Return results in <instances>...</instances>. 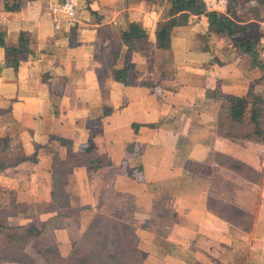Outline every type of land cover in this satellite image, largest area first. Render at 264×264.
<instances>
[{
  "label": "crops",
  "instance_id": "1",
  "mask_svg": "<svg viewBox=\"0 0 264 264\" xmlns=\"http://www.w3.org/2000/svg\"><path fill=\"white\" fill-rule=\"evenodd\" d=\"M58 1L26 0L21 10L7 11L0 0V30L6 32L0 37V136L11 138L12 155H37V161L0 170V220L12 192L28 207L51 206L39 216L55 217L57 155L71 161L61 183L70 205L97 206L94 190L110 189L121 195L118 209L143 226L160 223L168 209L161 234L140 228L169 243L163 251L143 244L142 264H264V140L221 135V102L212 96L219 87L222 99H243L264 111V68L211 30L205 14L191 15L173 27L168 49L130 52L135 68L125 84L112 73L127 58L121 29L137 21L154 40L157 24L170 17L144 0L123 10L103 0ZM68 1L73 15L59 8ZM205 1L209 9L226 11V0ZM21 30L31 32L34 52L15 66L4 45H16ZM90 143L102 161L97 169L84 153ZM28 213L8 220L27 223ZM64 230L57 234L69 237ZM67 248L63 254L71 244Z\"/></svg>",
  "mask_w": 264,
  "mask_h": 264
},
{
  "label": "trees",
  "instance_id": "2",
  "mask_svg": "<svg viewBox=\"0 0 264 264\" xmlns=\"http://www.w3.org/2000/svg\"><path fill=\"white\" fill-rule=\"evenodd\" d=\"M35 1V0H30ZM155 2V0H151ZM254 1V3H250ZM24 0H4V7L7 11H19L22 8ZM170 8L168 13L171 19L160 21L155 30V39H151L150 30L137 21L128 22L126 28L121 29L119 36V45H126L127 58L123 67H113L112 73L117 81L128 84L130 82V74L134 68V64L130 61V52L146 51L153 48L168 49L171 45V32L174 26H182L188 23L191 15L205 14L208 17L209 28L218 35L224 36L230 40L236 50L241 54H247L252 57V65L264 68V64L260 61L261 52L264 50L262 37L264 31L261 29V22L264 21V0H226V11L209 9L205 0H169ZM92 15L96 13L88 7ZM6 35L5 31L0 30V37ZM7 50V58L12 60L15 66L21 61L26 60L29 55L33 54L31 47V32L21 30L16 45H4ZM120 54V47L115 50V60ZM116 63V62H114ZM213 98L220 100V112L217 121V128L221 135L238 141L247 136H254L264 140V111L258 108H249L243 99L225 100L221 98V90L217 87L212 92ZM256 100H261L255 97ZM137 127V125H135ZM241 128L246 133L240 134L236 130ZM60 140H64L61 138ZM12 143L8 135L0 136V170L14 168L26 161H37V155H12ZM84 153L88 155L90 160V168L97 169L101 166V158L96 154L95 145L90 143ZM71 153H69L70 155ZM71 161H63L54 155L53 159V179L54 187L52 197L55 206L59 201V189L62 184L59 179L62 178L64 171H68ZM12 200L9 209L2 211V219L0 220V233L3 234V241L0 242V263L12 261L20 263L21 255L25 252L26 246L33 239L38 238L45 230L47 222L50 223L52 218L47 221L30 220L23 224H13L9 222V215H19L28 212V205L20 202L11 193ZM58 213L55 216L67 217L63 214L60 207H57ZM123 226V225H122ZM122 226H118L120 231ZM124 245L117 246L112 251H106V256L91 259L86 254H78L76 252V242L71 243V248L67 254H62L57 243L55 246H47L43 249V254L50 260L51 264H142L145 258V251L134 244H131V237H123ZM132 234L133 233L132 231ZM130 246V247H129ZM107 247L106 243L105 246ZM131 248V249H130ZM49 253V254H48ZM52 253V255L50 254ZM136 259L139 254L138 261L127 263L125 257L130 259L132 255ZM121 255L123 256L121 258ZM56 258V259H54ZM32 264H35L33 262Z\"/></svg>",
  "mask_w": 264,
  "mask_h": 264
},
{
  "label": "rangeland",
  "instance_id": "3",
  "mask_svg": "<svg viewBox=\"0 0 264 264\" xmlns=\"http://www.w3.org/2000/svg\"><path fill=\"white\" fill-rule=\"evenodd\" d=\"M26 0H24L23 3H25ZM84 1V0H83ZM104 2L109 3L108 5L116 6L120 9H125L129 6V2H133V0H103ZM143 1V0H140ZM146 1V5L153 6L151 9L156 10V7H160L162 9L161 16H166L168 14V10L170 8V2L169 0H155V2L151 0H144ZM211 1V0H209ZM224 1V0H223ZM58 2H62V0H59ZM90 2V0H85L84 5ZM57 3V1L54 2V4ZM59 4V5H60ZM218 4V3H217ZM221 4V3H219ZM64 5V4H62ZM158 11V9H157ZM123 15L124 12H122ZM172 18V17H171ZM167 18V19H171ZM166 19V20H167ZM135 68V66H134ZM238 133L245 134L246 132L242 130L241 128L236 129ZM62 178L59 179L60 183H63L64 180V174L61 175ZM109 179H111V175H109ZM63 186H60L59 194H60V200L58 201V205L54 208L57 209V207L62 208L64 211L70 212L71 214H67V217L63 216H55L52 218L51 222L46 224L44 232L36 239H33L29 242V244L25 248V252L23 255H21V261L20 263L7 261V264H32L35 262V264H51L50 260H47V257L43 254V249L49 246H55L57 243L58 248L60 247V250L63 254L67 252L69 247V244H71L73 241L76 242V252L78 254H86L91 259L101 258L103 259L107 252L106 251H112L117 246L124 245V240L122 241V236L119 234V232L122 233L123 237L130 236L131 237V244H134L135 246L141 248L144 247L143 244H145L146 247H149L150 243L153 246L160 247V251H163L166 247H168L169 243H166V240H161L158 235L155 238H150L147 232L142 231L140 228L144 227L146 229H149L150 227L152 230H155V234L165 231L167 228L163 227V224L166 225L169 223V216H168V209L164 208L160 223L151 222L150 226L149 224H146V226H143V222H131L127 218V216L118 209L117 202L119 199L117 196L121 197L119 193H116L114 195V191L110 189H105V191H101L100 189L94 190L97 193V206L95 204L93 205H70V202L72 201L70 199V196L68 195V190H64L62 188ZM62 188V189H61ZM22 190L24 193V197L30 198L27 196V191ZM116 196V197H115ZM74 201V200H73ZM99 204V205H98ZM40 205V206H38ZM29 213L26 215V219L31 220H39V221H47L48 217L43 218L39 216L42 212L47 213L49 210H51V206H43L42 204H36L29 206ZM57 212V211H56ZM120 216V217H119ZM164 220V221H163ZM130 221V222H129ZM122 226L120 231H118V226ZM157 225V226H156ZM59 229H67L64 231H68L69 237H62L63 232L61 234L59 233ZM133 233L135 234H132ZM147 234V236H145ZM64 240L60 241L58 240V236ZM2 234H0V238L2 239ZM145 239V241H144ZM71 242V243H70ZM66 243V244H65ZM105 243L107 247L105 246ZM64 244V245H63ZM130 247V246H129ZM131 249V248H130ZM144 249V248H143ZM63 250V251H62ZM49 254V253H48ZM52 255V253H50ZM128 255H132V253H128ZM136 259L133 258V255L130 257V259L125 257V260L127 263H131L134 261H138V257H140L139 254H136ZM123 256L121 255V258ZM56 259V258H54Z\"/></svg>",
  "mask_w": 264,
  "mask_h": 264
},
{
  "label": "built area",
  "instance_id": "4",
  "mask_svg": "<svg viewBox=\"0 0 264 264\" xmlns=\"http://www.w3.org/2000/svg\"><path fill=\"white\" fill-rule=\"evenodd\" d=\"M59 8L65 10L68 15H73L75 12V5L72 1H68L64 5H60Z\"/></svg>",
  "mask_w": 264,
  "mask_h": 264
},
{
  "label": "water",
  "instance_id": "5",
  "mask_svg": "<svg viewBox=\"0 0 264 264\" xmlns=\"http://www.w3.org/2000/svg\"><path fill=\"white\" fill-rule=\"evenodd\" d=\"M169 16H170V14L168 13V14H167V17H169Z\"/></svg>",
  "mask_w": 264,
  "mask_h": 264
}]
</instances>
